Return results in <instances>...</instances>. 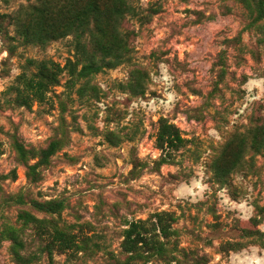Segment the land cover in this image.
Masks as SVG:
<instances>
[{"label":"rangeland","instance_id":"1","mask_svg":"<svg viewBox=\"0 0 264 264\" xmlns=\"http://www.w3.org/2000/svg\"><path fill=\"white\" fill-rule=\"evenodd\" d=\"M41 2L0 0V264H264V20L243 0H131L97 55L121 62L82 75L75 35L23 41ZM28 59L60 67L31 107L12 88ZM24 209L79 246L20 263L9 228L44 243Z\"/></svg>","mask_w":264,"mask_h":264},{"label":"trees","instance_id":"2","mask_svg":"<svg viewBox=\"0 0 264 264\" xmlns=\"http://www.w3.org/2000/svg\"><path fill=\"white\" fill-rule=\"evenodd\" d=\"M130 1L42 0L40 5L32 7V12L19 27V33L25 43L34 44L47 43L68 34L75 35L77 49L83 60V69L80 74L87 75L93 71H100L104 65L114 66L121 62V59H116V61L110 60L105 63V58L102 57L99 61L97 55L112 54L115 41L112 40L109 44L110 38L113 35L115 37L119 35L117 25L125 13L131 10ZM243 1L252 8L256 20H264V0ZM54 8H59L61 11L57 12ZM89 37L90 40H88ZM27 64L36 66L37 71L30 74L26 71L21 73L18 84L12 88L16 91V101L31 107L33 101H44L49 88L59 82L60 67L50 60L28 59ZM158 141L162 148H177L183 139L175 126L163 122L158 133ZM58 142V140L54 141L53 146H56ZM255 142L261 144L260 139ZM18 202L25 204V201ZM32 204L36 210L46 213L60 212L65 206L64 200L33 201ZM21 218L26 224L33 223L36 235L44 243L38 245L36 251H28V244L23 238L22 230L15 227L9 228V236L13 240V255L20 263L36 260L38 253H47L50 256L54 252L70 253L79 246L73 233L53 225L47 219H40L26 209L21 214Z\"/></svg>","mask_w":264,"mask_h":264}]
</instances>
